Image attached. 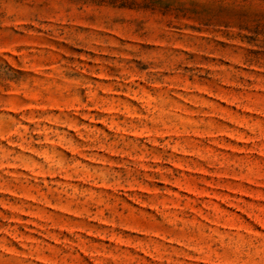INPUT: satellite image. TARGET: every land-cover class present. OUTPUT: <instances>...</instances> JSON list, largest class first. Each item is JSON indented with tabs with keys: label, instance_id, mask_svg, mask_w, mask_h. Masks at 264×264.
Listing matches in <instances>:
<instances>
[{
	"label": "rangeland",
	"instance_id": "obj_1",
	"mask_svg": "<svg viewBox=\"0 0 264 264\" xmlns=\"http://www.w3.org/2000/svg\"><path fill=\"white\" fill-rule=\"evenodd\" d=\"M0 264H264V0H0Z\"/></svg>",
	"mask_w": 264,
	"mask_h": 264
}]
</instances>
